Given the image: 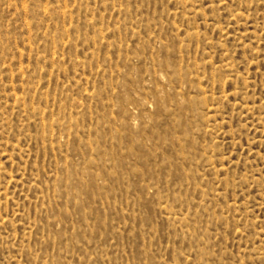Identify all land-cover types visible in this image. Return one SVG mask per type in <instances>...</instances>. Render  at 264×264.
<instances>
[{
	"label": "rangeland",
	"instance_id": "rangeland-1",
	"mask_svg": "<svg viewBox=\"0 0 264 264\" xmlns=\"http://www.w3.org/2000/svg\"><path fill=\"white\" fill-rule=\"evenodd\" d=\"M0 264H264V0H0Z\"/></svg>",
	"mask_w": 264,
	"mask_h": 264
}]
</instances>
